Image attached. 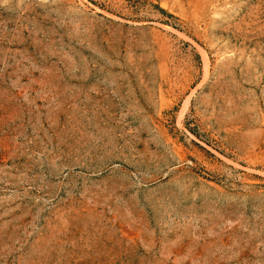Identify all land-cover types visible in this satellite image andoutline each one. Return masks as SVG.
<instances>
[{"label": "rangeland", "instance_id": "1", "mask_svg": "<svg viewBox=\"0 0 264 264\" xmlns=\"http://www.w3.org/2000/svg\"><path fill=\"white\" fill-rule=\"evenodd\" d=\"M0 264H264V0H0Z\"/></svg>", "mask_w": 264, "mask_h": 264}]
</instances>
